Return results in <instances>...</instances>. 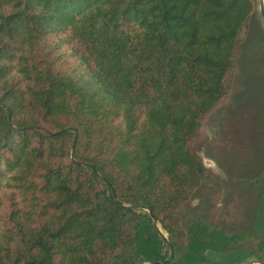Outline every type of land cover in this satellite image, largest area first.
<instances>
[{
  "label": "trees",
  "instance_id": "trees-1",
  "mask_svg": "<svg viewBox=\"0 0 264 264\" xmlns=\"http://www.w3.org/2000/svg\"><path fill=\"white\" fill-rule=\"evenodd\" d=\"M247 25L252 41L250 0H0V264H182L191 240L185 264L207 263L216 230L179 213L220 177L189 142ZM246 94L264 103V87ZM258 161L264 236V148Z\"/></svg>",
  "mask_w": 264,
  "mask_h": 264
},
{
  "label": "rangeland",
  "instance_id": "rangeland-1",
  "mask_svg": "<svg viewBox=\"0 0 264 264\" xmlns=\"http://www.w3.org/2000/svg\"><path fill=\"white\" fill-rule=\"evenodd\" d=\"M249 35L247 25L241 30L233 53V68L224 80L226 95L201 119L196 137L189 142L191 152L201 159L206 169L220 177L218 187L199 188L179 213L185 231L186 227L191 229L195 215L216 230L215 239L218 240H212V243H215L217 251L200 250L199 255H204L207 263L199 264H210L220 257L241 251L250 252L251 255L247 259L240 258L235 264H264V236L254 232L252 226L256 175L254 172L248 173L249 169L261 165L255 159L259 157L260 149L264 148L261 142L264 139V113H257L259 108L253 102L259 99L258 94L246 95L247 100L240 103L236 100L238 96H243L246 88L243 81L250 74L248 68H242ZM262 39L253 46L264 48ZM260 54L262 59L256 55L257 59L251 65L257 83L250 86L255 85L256 88L264 80V51ZM162 233L168 238L166 233ZM194 253V241L191 240L181 263L194 258ZM137 263L146 264L148 261L140 259Z\"/></svg>",
  "mask_w": 264,
  "mask_h": 264
},
{
  "label": "water",
  "instance_id": "water-1",
  "mask_svg": "<svg viewBox=\"0 0 264 264\" xmlns=\"http://www.w3.org/2000/svg\"><path fill=\"white\" fill-rule=\"evenodd\" d=\"M251 1V3H252V5H253V8H254V15H255V17H256V20H257V22H258V26H259V28H260V35L258 36V33H257V36L256 37H254V39L252 40V41H250V39H251V32H250V30H249V33H250V35H249V39H248V41H247V47H246V49L244 50V54H243V61H242V63H243V67L242 68H244L245 70H246V68H248L249 70H250V79H252L253 78V80L251 81L250 79L249 80H247V79H245L244 81H243V85H244V87H246L245 88V90H244V92H243V98H242V100H240V102L241 101H246L247 99H246V90H247V87H248V85H249V83L251 84V83H257V80L255 79L254 80V74H255V70H254V68H251V65L252 64H254V62H255V60L257 59V56L256 55H258L261 59H262V55L260 54V52H263L264 51V48H257V47H255V46H253L254 44H256V43H259V41H261V39L262 38H264V0H250ZM254 4H255V6L256 7H254ZM249 29H250V27H249ZM257 38V39H256ZM262 40H264V39H262ZM251 42V44H249ZM249 51V53L247 54V52ZM246 52V53H245ZM262 82L263 83H260V84H258V87H257V89L259 90V91H261L262 90V88L264 87V80L262 79ZM248 84V85H247ZM255 86V85H254ZM254 92H255V90H254ZM256 95V94H255ZM261 96L263 95V94H260ZM261 96H259V99H257V100H255V101H253L254 103H255V105L259 108L258 110H257V113H259V114H262V113H264V103H263V96L261 97ZM239 102V103H240ZM201 160V159H200ZM202 162V161H201ZM210 163H212V164H214L213 162H211L210 161ZM203 164V163H202ZM208 165H209V163H208ZM204 166V165H203ZM205 167V166H204ZM206 168V167H205ZM143 211H145V212H147L148 214H149V216L151 217V219L153 220V223H154V225L156 226V228L158 229V231H159V233H160V235L163 237V239L167 242V244L169 245V242H168V238H165L164 237V235H163V233L162 232H164L163 231V229L161 228V226H160V224H159V222L152 216V214H151V212L149 211V210H143ZM165 233V232H164ZM170 252H171V257H172V250H171V248H170ZM249 254H250V252H249ZM251 255V254H250ZM249 255V256H250ZM248 256V257H249ZM247 257V258H248ZM246 258V259H247ZM166 262H161L160 264H165ZM146 264H159V263H156V262H152V263H150V262H148V263H146ZM257 264H260V263H257Z\"/></svg>",
  "mask_w": 264,
  "mask_h": 264
}]
</instances>
